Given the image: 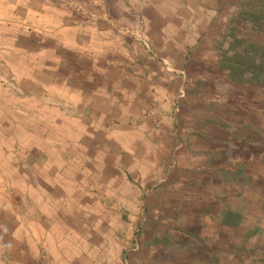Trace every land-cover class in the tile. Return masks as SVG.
Masks as SVG:
<instances>
[{
    "label": "rangeland",
    "instance_id": "obj_1",
    "mask_svg": "<svg viewBox=\"0 0 264 264\" xmlns=\"http://www.w3.org/2000/svg\"><path fill=\"white\" fill-rule=\"evenodd\" d=\"M255 6L0 0V264H264Z\"/></svg>",
    "mask_w": 264,
    "mask_h": 264
},
{
    "label": "trees",
    "instance_id": "obj_2",
    "mask_svg": "<svg viewBox=\"0 0 264 264\" xmlns=\"http://www.w3.org/2000/svg\"><path fill=\"white\" fill-rule=\"evenodd\" d=\"M254 10H257L258 16H260L264 20V7L262 9H259L255 6L253 11ZM252 13H256V12H252ZM250 15L253 16V14ZM260 17H258L257 19H260ZM234 43L241 44L244 42L236 39ZM248 48L253 52V55L251 57L242 59L238 54H235L232 58L226 60L228 62L226 69L229 71L231 79L235 82L244 83L245 71H249V70L253 72L252 74L253 78L264 79V74L263 73L261 74L255 70L256 67H258L259 70H260L259 67H261L260 71H262V68L264 67V46L257 47L255 45L249 44ZM259 52H261L262 56L260 55L257 57V54ZM259 58H261L260 59L261 61L257 62V59Z\"/></svg>",
    "mask_w": 264,
    "mask_h": 264
}]
</instances>
